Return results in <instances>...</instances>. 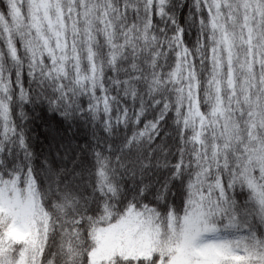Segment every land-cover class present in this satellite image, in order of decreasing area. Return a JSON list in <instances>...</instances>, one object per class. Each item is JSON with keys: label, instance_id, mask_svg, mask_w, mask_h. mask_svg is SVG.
<instances>
[{"label": "snow or ice", "instance_id": "obj_1", "mask_svg": "<svg viewBox=\"0 0 264 264\" xmlns=\"http://www.w3.org/2000/svg\"><path fill=\"white\" fill-rule=\"evenodd\" d=\"M0 264H264V0H3Z\"/></svg>", "mask_w": 264, "mask_h": 264}, {"label": "trees", "instance_id": "obj_2", "mask_svg": "<svg viewBox=\"0 0 264 264\" xmlns=\"http://www.w3.org/2000/svg\"><path fill=\"white\" fill-rule=\"evenodd\" d=\"M3 6V0H0V7Z\"/></svg>", "mask_w": 264, "mask_h": 264}]
</instances>
